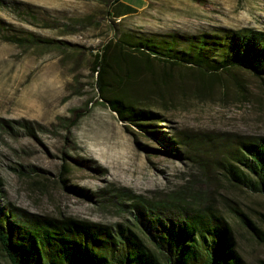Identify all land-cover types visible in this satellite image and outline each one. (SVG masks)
<instances>
[{
  "label": "rangeland",
  "instance_id": "rangeland-1",
  "mask_svg": "<svg viewBox=\"0 0 264 264\" xmlns=\"http://www.w3.org/2000/svg\"><path fill=\"white\" fill-rule=\"evenodd\" d=\"M111 2L0 0L2 204L114 226L133 220L124 206L160 202L188 181L208 189L199 168L178 158L175 147L136 127L126 129L98 103L94 57L123 34L160 45L176 41L185 50L203 34L264 30V0H148L145 11L124 19L112 15L120 16L125 6L111 10ZM246 78L247 98L224 78L213 99L201 100L187 73L180 81L186 88L181 103L170 112L158 111L166 119L160 129L169 136L182 131L264 137V90ZM65 166L69 185L84 195L63 188ZM214 187L241 201L254 218L264 213L263 198L232 186ZM236 236L246 261L264 259V245L246 230L236 226Z\"/></svg>",
  "mask_w": 264,
  "mask_h": 264
},
{
  "label": "trees",
  "instance_id": "trees-1",
  "mask_svg": "<svg viewBox=\"0 0 264 264\" xmlns=\"http://www.w3.org/2000/svg\"><path fill=\"white\" fill-rule=\"evenodd\" d=\"M120 1L112 0L111 10ZM189 43L180 50L176 41L160 45L123 34L103 46L91 69L98 103L126 129L136 127L175 147L178 158L190 159L199 168L208 189L199 190L188 181L160 202L124 206L133 220L108 226L2 204L0 187V264H252L239 250L236 226L262 246L264 213L254 218L241 201L214 186H232L264 199V137L182 131L169 136L160 129L166 119L158 111L170 112L181 103L179 94L186 88L180 81L187 73L196 81L193 95L201 100L213 99L224 78L245 92V98L246 77L264 90V30L208 33ZM176 69L182 70L177 76ZM143 149L150 151L148 146ZM63 172V188L84 195L69 185V168Z\"/></svg>",
  "mask_w": 264,
  "mask_h": 264
},
{
  "label": "crops",
  "instance_id": "crops-1",
  "mask_svg": "<svg viewBox=\"0 0 264 264\" xmlns=\"http://www.w3.org/2000/svg\"><path fill=\"white\" fill-rule=\"evenodd\" d=\"M118 5H124L123 13L120 16L115 17L114 19H124L129 18L132 16H136L142 11H145L148 7V0H121L118 4H116L113 8L117 7Z\"/></svg>",
  "mask_w": 264,
  "mask_h": 264
}]
</instances>
